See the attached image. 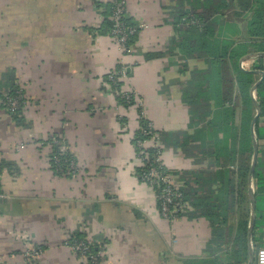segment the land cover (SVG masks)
I'll list each match as a JSON object with an SVG mask.
<instances>
[{
	"label": "crops",
	"instance_id": "obj_1",
	"mask_svg": "<svg viewBox=\"0 0 264 264\" xmlns=\"http://www.w3.org/2000/svg\"><path fill=\"white\" fill-rule=\"evenodd\" d=\"M111 2L0 0V79L6 70L14 72L26 100L22 115L31 128H17L0 108V157L5 158L0 195L6 197L0 199V264H26L29 246L44 250L38 264H85L66 245L75 234L104 250L101 264H221L217 256L227 248L211 254L218 247L210 246L208 219H190L194 210L188 206L190 212L168 223L159 215L154 191L136 177L141 166L131 146L136 109L119 106L105 85L118 65L127 74L122 89L136 94L153 129L191 138L187 147L193 152L165 147L162 153L173 185L185 189L187 183L202 206L210 195L215 207L209 212H220V221L226 216V226L219 227L231 239L239 212L247 207L239 167L240 107L217 132L207 127L216 115V99L200 100L194 112L182 99L191 72L205 66L168 52L174 35L169 14L178 7L176 0L127 1L128 19L142 26L130 54H122L102 32ZM154 54L162 57L146 58ZM254 59L239 67L248 70ZM257 121L264 131V118ZM52 136L62 138L75 158L72 177L51 170V147L43 143ZM254 137L258 177L253 175L250 186L248 177L246 182L249 221V188L255 202L253 264L264 247V137ZM20 141L28 143L21 150ZM248 260L247 242L244 264Z\"/></svg>",
	"mask_w": 264,
	"mask_h": 264
},
{
	"label": "trees",
	"instance_id": "obj_2",
	"mask_svg": "<svg viewBox=\"0 0 264 264\" xmlns=\"http://www.w3.org/2000/svg\"><path fill=\"white\" fill-rule=\"evenodd\" d=\"M176 2L178 7L169 14L168 23L173 27L174 35L169 41L168 52L170 55L178 56L180 60H192L205 66L202 70L194 69L191 72L183 90L182 99L187 105L192 107V112H194L197 102L202 101V99L206 100V102H210L211 98L217 100L214 101L217 107L216 115L207 126L211 131L216 129L217 132H220L222 127L224 131V126H227L231 120L234 107L239 106L241 109L239 167L240 175L244 182L243 195L247 207L244 212H239L233 239H231V233L227 234L224 229L222 230L219 227L222 224L226 226V216H223L222 221H220V212H213V210L209 212L210 206L215 205L210 195L206 196V204L202 206L197 202L193 188H189L187 183L185 189H180V191L183 195V201L194 210V213H191L189 218L195 219L197 216H202L207 218L211 224L212 239L210 246L215 245V247H218V249L212 250L211 254L219 251L220 247L225 245L227 250L219 253V256H217L218 261L221 264H244L247 253V227L249 222V201L246 195V182L253 155L250 123L255 116L254 100L250 95V90L260 80V75L251 71H260L264 75V56L255 58L253 65L248 70H242L239 67V61L250 54L264 53V0H176ZM111 6L109 5V13L105 16L101 28L102 32L108 35L111 29L109 18ZM125 21L129 25H134L128 17H126ZM136 37L128 42V47L133 48ZM160 57L162 56L159 54L146 55L147 59H158ZM115 70H120L119 65ZM107 81L108 78L106 77ZM111 82L110 87L113 92L121 90L123 86L121 81ZM0 90L12 96L16 95L18 86L14 72L11 69L6 70L2 75ZM254 94L255 101L260 107V118H264V78ZM234 99L235 102L233 101ZM116 102L119 106L126 109L135 105L133 99L126 103L124 99L116 98ZM232 104L233 107L231 106ZM226 105H230L229 109H224ZM136 112L138 115V128L134 133L131 146L137 158L141 157L143 152L148 154L151 160L153 156L156 157L157 151L150 147L141 148L139 146L140 143H144L149 139V137L143 135V131L147 129L150 122L144 117L141 106H137ZM19 114L20 110L13 116L15 124L26 128L22 119L16 116ZM259 122L257 121L254 126V135L258 140L264 137V131L259 128ZM152 134L157 136L162 147L161 152L164 151L165 147L174 150L179 147L183 151L190 149L192 152L194 150L187 147L188 140L191 141V138L185 139L183 133L162 134L152 129ZM184 139L186 142L183 144L182 140ZM186 154L193 155V153ZM71 162L76 164L75 158L68 151L59 152V148L53 144L49 156L52 172L59 177H72L70 173ZM4 166V163H0V174ZM145 172V167L140 166L135 169L136 177L144 184L145 181L142 179V175ZM254 177H258L257 172H255ZM259 190L260 187L258 186L257 191L259 192ZM231 196L232 192L228 190L224 197V205H229ZM158 209L159 204L157 201ZM197 211H202V213L197 215V213L195 214ZM187 212L190 211L187 210L179 219L184 217ZM256 227L257 224L255 225ZM69 238V246L86 240L81 234H75ZM88 252L91 255H97L99 248L92 243L88 248Z\"/></svg>",
	"mask_w": 264,
	"mask_h": 264
},
{
	"label": "built area",
	"instance_id": "obj_3",
	"mask_svg": "<svg viewBox=\"0 0 264 264\" xmlns=\"http://www.w3.org/2000/svg\"><path fill=\"white\" fill-rule=\"evenodd\" d=\"M127 1L128 0H112L111 13L109 17L111 21L109 36L112 38L122 54H130L133 52V48L128 47L127 44L132 38L137 36L142 29V26L140 25H129L126 23L125 19L127 17ZM240 66L242 69H244L243 63L240 64ZM125 77L126 72L123 68H120V70L117 71L114 70L108 74V81L105 85L111 90V81L114 82L119 80L122 82V79ZM113 95L115 98L124 99L126 103H129L131 99H133L135 105L131 106V108L133 107L136 109L137 106H141L136 94L131 90H123L121 88V90L114 91ZM23 104L24 99L19 93H17L15 96H7L0 101V106H3L5 110L10 112V114L17 112ZM152 129L153 127L150 122L147 129L143 131V135L149 137V139L144 143L139 144L141 148L150 147L157 151L156 157L153 156L151 160L149 159L148 154L143 152L141 153V157L138 158L141 163V167H145L146 169V172L142 175V179L145 181V185H147L154 191V193H156L160 217L168 223H174L179 219L180 216L185 214L189 207L188 204L183 201L184 199L180 188L173 185L171 175L165 170V166L161 161V156L163 153L161 152L162 147L157 136L152 134ZM53 143L56 145L57 141L54 140ZM59 152L64 153L65 151L63 148H59ZM70 173L71 176L75 175L76 173V166L73 162L70 163ZM69 241L70 238H68L66 241V245L70 251L80 260L86 262V264H101L102 261L100 262V260H103L106 257L102 248H99L97 255L89 254L88 248L92 243H90L88 240L74 243L72 246H69ZM43 251L44 250L41 247L34 246L26 250L25 253H23V258L26 264H38V260L42 256ZM255 264H264V247L257 250Z\"/></svg>",
	"mask_w": 264,
	"mask_h": 264
},
{
	"label": "water",
	"instance_id": "obj_4",
	"mask_svg": "<svg viewBox=\"0 0 264 264\" xmlns=\"http://www.w3.org/2000/svg\"><path fill=\"white\" fill-rule=\"evenodd\" d=\"M260 56H264V53L250 54V55L243 57L239 63L242 64L248 60H251V59H254ZM251 72L258 74L261 77L260 80L250 90L251 97L253 98L254 91L256 90L257 86L260 84V82L263 79V73L260 71H251ZM254 107L256 110V115L252 119L251 126H250L251 135H252V145H253V157H252V162H251V166H250L249 174H248L249 186H250V181L254 175V170H255L256 161H257V154H258L257 144H256L255 137H254V126L260 116V107L258 103H256V101H254ZM249 197H250V203H251V212H250L249 226L247 229V242H248V255H249L248 264H253V252H252V247H251V238H252V231H253L254 224H255V202H254V196L252 194L251 188H249Z\"/></svg>",
	"mask_w": 264,
	"mask_h": 264
},
{
	"label": "rangeland",
	"instance_id": "obj_5",
	"mask_svg": "<svg viewBox=\"0 0 264 264\" xmlns=\"http://www.w3.org/2000/svg\"><path fill=\"white\" fill-rule=\"evenodd\" d=\"M248 66H249V64L244 65V68H247ZM1 75H2V74H1ZM1 80H2V78L0 79V82H1ZM111 92L113 93L112 90H111ZM17 93L21 94V96L23 97V99H24V104H23V105L20 107V109H19V110H20V114H19V115H16V116H19V118L22 119V122L24 123L25 127H26V128L28 127V129H29L30 126H28V124L25 123L24 118H23V115H22L23 110H24V107L26 106V100H25L24 95L22 94V92H21V90H20L19 88H18L16 94H17ZM7 96H12V95H10L9 93H7V92H5V91L0 90V101H1L3 98L7 97ZM0 108H1L2 110H5V108H4L3 106H0ZM5 113H6V115L9 117V120L12 122L13 125H15L17 128H20V129L23 128V129H24V126H17V125L15 124V121H14V119H13V116H15L16 112H15L14 114H10V112H8L7 110H5ZM29 130H31V128H30ZM30 139H31V141H32V140L34 141L33 138H30ZM54 140L57 141V144H56V145H57L58 148H61V149L63 148L65 152L67 151L63 139L60 138L59 136H52V137H49L48 140L45 141V142L43 143V145H47V144H48L50 147H52L53 144H54V143H53ZM35 142H36V141H35ZM27 145H28V143H27V142H24V141H23V142L20 141L19 144H18L20 150L23 149L24 147H26ZM13 148H15V146H14ZM49 154H51V150H50V153H49ZM2 156H3V154H2ZM3 161H5V158L0 157V163H1V164L3 163ZM66 174H67V173H66ZM0 177H1V174H0ZM4 198L6 199L5 196L0 195V199H4ZM29 248H31V247L29 246L28 249H29ZM256 253H257V252H256Z\"/></svg>",
	"mask_w": 264,
	"mask_h": 264
}]
</instances>
